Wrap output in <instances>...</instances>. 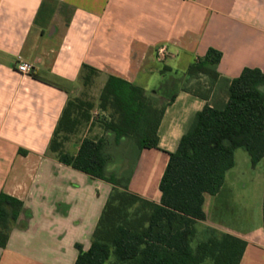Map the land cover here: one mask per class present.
I'll return each instance as SVG.
<instances>
[{"label": "crops", "instance_id": "1", "mask_svg": "<svg viewBox=\"0 0 264 264\" xmlns=\"http://www.w3.org/2000/svg\"><path fill=\"white\" fill-rule=\"evenodd\" d=\"M162 46L169 51L164 62L157 56ZM210 48L222 53L221 79H236L245 68L264 72V0H0V194L24 204L0 247V264H75L78 246L91 247L113 186L51 150L64 110L89 83L101 94L114 76L160 99L170 82L179 85L159 128L160 148L138 154L129 182L131 193L160 204L169 153L206 104L219 93L227 101L223 83L211 88L206 77L187 75ZM20 60L34 73H19ZM195 81L204 98L183 90ZM86 137L62 150L76 155ZM128 167L111 160L107 171L120 176ZM261 202L258 224L232 229L208 221L205 198L201 223L247 243L240 264H264V196Z\"/></svg>", "mask_w": 264, "mask_h": 264}, {"label": "trees", "instance_id": "2", "mask_svg": "<svg viewBox=\"0 0 264 264\" xmlns=\"http://www.w3.org/2000/svg\"><path fill=\"white\" fill-rule=\"evenodd\" d=\"M222 53L210 48L205 57L187 71L190 79L206 77L211 88L223 83L227 101L206 104L196 113L181 138L160 182V204L144 200L129 191L133 169L120 176L109 173L112 160L105 138L83 139L76 155L62 150L61 131L73 132L70 101L64 110L51 150L66 165L112 184L113 189L93 234L91 247L78 246L75 264H240L247 243L233 235L198 224L206 220L205 195L222 189L227 173L235 167V152L245 150L253 166L264 159V72L245 68L240 77L221 79L218 66ZM87 68V67H86ZM95 74V70L88 68ZM194 88L184 86L183 90ZM198 96L205 94L198 89ZM167 102L128 81L110 76L100 94V109L109 116L103 121L106 133L114 134L116 144L134 142L138 154L143 149L160 148L159 128ZM137 154V156H138ZM23 202L0 194V247L8 245L13 224ZM139 206L131 215L129 209ZM207 233L204 237L201 234ZM194 243H196L194 245Z\"/></svg>", "mask_w": 264, "mask_h": 264}, {"label": "rangeland", "instance_id": "3", "mask_svg": "<svg viewBox=\"0 0 264 264\" xmlns=\"http://www.w3.org/2000/svg\"><path fill=\"white\" fill-rule=\"evenodd\" d=\"M197 83L195 81L190 85L183 86L192 87L198 92ZM178 87L179 85L175 81L170 82L167 85V94L163 95V99H160L161 103L167 102ZM99 95L98 83L94 85L89 83L88 86H83L76 93V96L71 100L74 103L71 111L72 119L76 121L74 131H61L58 140L65 146L68 145L74 149V144H78L84 135L95 139L105 138L107 141L106 151L111 159L119 164L128 163V170H130L136 161L138 149L134 142L128 140H125L123 144H116L114 137L105 132L103 121L109 116V113L100 109ZM222 100V93H219L214 103L222 102ZM236 159L237 165L227 174L226 184L223 185V190H220L219 195H205L206 211L208 221L214 225L222 228L250 229L258 224L260 207L263 204L261 198L264 196V160L258 167L253 166L248 153L243 149L236 151ZM232 181L234 185L230 187ZM234 193L238 201L233 200ZM138 207L137 205L129 209L130 214L133 215ZM207 228L210 227L201 222L198 224L199 231L203 232ZM201 235L206 237L207 233L204 232ZM209 262L213 264L211 260Z\"/></svg>", "mask_w": 264, "mask_h": 264}, {"label": "built area", "instance_id": "4", "mask_svg": "<svg viewBox=\"0 0 264 264\" xmlns=\"http://www.w3.org/2000/svg\"><path fill=\"white\" fill-rule=\"evenodd\" d=\"M168 48L167 46H162L158 49L157 56L159 61H164L168 57ZM17 71L22 74H32L34 73V66L25 61H19L17 64Z\"/></svg>", "mask_w": 264, "mask_h": 264}]
</instances>
